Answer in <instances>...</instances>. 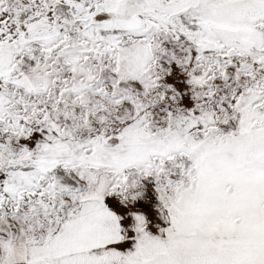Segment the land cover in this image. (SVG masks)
I'll return each instance as SVG.
<instances>
[{"label":"snow or ice","instance_id":"6c2138e0","mask_svg":"<svg viewBox=\"0 0 264 264\" xmlns=\"http://www.w3.org/2000/svg\"><path fill=\"white\" fill-rule=\"evenodd\" d=\"M0 264H264V0H0Z\"/></svg>","mask_w":264,"mask_h":264}]
</instances>
